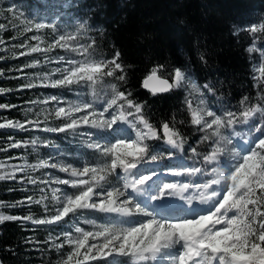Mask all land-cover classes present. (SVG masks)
Returning <instances> with one entry per match:
<instances>
[{"label": "snow or ice", "instance_id": "6c2138e0", "mask_svg": "<svg viewBox=\"0 0 264 264\" xmlns=\"http://www.w3.org/2000/svg\"><path fill=\"white\" fill-rule=\"evenodd\" d=\"M9 11L14 12L15 9L10 8ZM27 24L29 26L24 29L26 32L33 28L36 31L48 27L56 30L55 25L41 22L33 23L29 20ZM80 27L83 29L85 24ZM2 28L4 25L0 23V29ZM247 30L253 34L264 32V24L259 27L253 25ZM31 39L38 43L28 47L27 52L19 53L20 56L47 53L60 47L77 53L82 59L65 60L63 56L58 57L55 62L66 64L65 67H57L51 73H34L33 82L21 85L22 89L43 86L73 91L75 88H86L91 96L90 101L57 107L49 115L54 114L56 119H61L64 123L57 127H44L42 130L52 133L70 131L84 136L83 143L99 153L101 162L83 163L77 167L73 163H52L51 158L41 159L36 164H29L25 160L22 165L12 166L10 171H3L7 166L0 163V180H15L16 173L20 172L25 173L21 182L26 180L30 184H37V178L28 175V171L52 168L68 174L69 179L57 177L51 181L40 180L39 183L51 182L76 189L73 194L63 193L59 188L52 189L54 215L43 219H35L31 215L22 218L0 215V222L23 219L37 225H59L66 222L69 216L82 218L83 210L128 218L119 222L130 225L128 227L111 223L98 225L93 220H85V223L92 225L94 231L74 226L76 235L71 231L63 232L62 243H56L60 236L55 239L50 237L51 244L57 251L65 244L71 248L58 264H89L90 261L97 260H103L105 264H264V103L250 104L248 97H244L241 100V111L236 113L225 110L218 115L208 106L202 98L200 87L185 71L176 68L170 83L169 79L158 75L162 65L154 68L143 82L144 87L153 95L169 92L187 83L201 97L195 108L191 101H187L191 123L205 133L202 141H211L213 145L211 151L202 158L204 165L212 166L210 172L195 166L182 171H170L173 176L202 175L209 176V179L203 183L168 182L159 187L153 179L158 176V172L146 169L144 165L159 163L165 156L154 152L149 141L163 138L170 149L178 151L184 150L186 141L180 131L167 122L162 124L161 137L157 128L145 117L144 105L132 100V94L120 90L117 83L109 82L108 78L119 82L126 80L125 67L118 62L119 52L111 59L92 58L91 49L95 41L87 46L77 45L74 43L76 36L71 34L60 35L46 48L41 47V37L34 35ZM2 43L3 40H0V44ZM13 47H27V42ZM248 51L261 50L253 46ZM261 59L264 61V51H261ZM39 64V60H33L20 71ZM258 73L256 79L264 84V62L260 64ZM57 74L59 78L53 79ZM203 87L214 92V88L208 84ZM4 91L5 89L0 88V93ZM260 100L264 101V95L260 96ZM50 101H55L58 105L62 103L55 95L31 103L47 104ZM8 107L7 104H0V108ZM47 119L48 115L44 122ZM40 124L38 119L24 122L8 120L0 122V129L27 131L26 125L39 128ZM237 124L250 125V131L254 129L260 136L245 139L235 130ZM123 125L132 129L134 138H121L127 137V129ZM82 128L95 129L98 133L114 132L115 142L101 143L99 138H93V132L81 131ZM234 138H238L236 144ZM241 140L243 143L239 142ZM38 142L45 147L52 145V141H40L37 137L30 142L16 141L9 147H27L29 143L35 147ZM191 151L194 157L199 158L200 154L195 148ZM171 156L172 153L169 152L168 158ZM228 157L233 163L229 164L226 159ZM154 186L158 187V194L149 197L152 201H159L166 195L181 194L188 205L199 201L208 207L194 209L193 214L188 216L178 214L185 211L182 205H173L166 210L167 214H162L160 209L164 208L163 205L149 204L147 200L139 199ZM41 192L44 190L41 189ZM185 192L191 194L185 197L182 195ZM47 199L46 195H41L34 202L42 204ZM26 200L33 202V197H26ZM44 211H49L47 204H44ZM134 217L140 219H133Z\"/></svg>", "mask_w": 264, "mask_h": 264}, {"label": "trees", "instance_id": "16d2710c", "mask_svg": "<svg viewBox=\"0 0 264 264\" xmlns=\"http://www.w3.org/2000/svg\"><path fill=\"white\" fill-rule=\"evenodd\" d=\"M8 2L27 17L41 19L63 33L76 36L78 45L87 46L95 41L92 58L111 59L119 52L118 62L125 67L126 80L119 82L108 78L109 82L117 83L120 90L132 94V100L144 105L145 117L161 137L162 124L167 122L185 138L183 151L170 149L163 138L149 141L154 152L165 156L160 169L205 167L202 158L209 151L210 141H202L205 133L191 123L184 87L155 95L142 88L144 78L154 68L162 65L158 73L170 81L174 70L180 68L194 76L201 88L203 83L213 87L214 92L204 89V97L218 115L225 110L241 111L244 97H248L250 104L264 103L260 100L264 95V84L256 79L258 68L264 62L261 59L264 32L253 34L247 30L253 25L264 24V0H1V6ZM3 17L1 11V22ZM81 24H85L83 29ZM3 37L6 44L20 43L12 31L4 32ZM13 46L0 48V88L5 89L0 93V104L9 105L0 108V122L38 119L41 124L39 128L26 125L27 131L0 129V149H4L0 151V163L7 166L3 171H10L12 166L22 165L25 160L36 164L53 143L74 160L96 163L97 153L72 139L70 131L52 133L42 130L47 125L60 126L64 121L51 114L44 122L46 114L40 110V104L31 102L38 101L46 93L64 97L75 93L43 86L22 89L21 85L33 82L34 73H41L43 62L36 53L20 56L19 53L28 51L27 47ZM253 46L261 51L249 52ZM78 57L82 59L80 55ZM33 60H39L40 64L20 71ZM37 133L52 136V145L45 147L38 143L33 147L29 143L27 147H9L16 141L30 142ZM99 139H105L104 135ZM192 148L200 154L199 158L194 157ZM169 152L176 158L168 159ZM45 169L48 168L28 171V175L37 178V184L26 180L21 182L25 173L20 172L16 173L15 180H0V215L21 218L31 215L35 219L54 215L48 199L42 204L34 202L43 195V183L39 181ZM182 178L188 180V175ZM29 196L33 197V202L26 200ZM44 204H47L48 212L44 211ZM94 212L97 214L95 218L108 220L107 214ZM71 218L69 216L59 225H37L23 219L0 222V264H58L71 248L65 244L57 251L50 237L60 236L56 243H62V233L70 229ZM103 262L97 260L89 264Z\"/></svg>", "mask_w": 264, "mask_h": 264}, {"label": "rangeland", "instance_id": "374dc122", "mask_svg": "<svg viewBox=\"0 0 264 264\" xmlns=\"http://www.w3.org/2000/svg\"><path fill=\"white\" fill-rule=\"evenodd\" d=\"M10 8L15 9V11L10 12L9 11ZM1 11H2V14L4 16L2 22H1ZM29 20H31L33 23L41 22V23H45L47 25H52L51 23H46L41 19H34V18L27 17L18 7L12 5L9 2L5 3V4H3V6H1V0H0V23H2L4 25V28L0 29V40H3V43L0 44V48L2 47L4 49L5 47H7V45H9V46L15 45V43H12V42L9 44L4 43V41L6 39H5V37H3V33L8 31V30L12 31L14 33L15 37H17L20 40V43L18 45L24 44L25 42H27V49H28V47L34 46L38 43V41L31 39V37L34 35L42 38L43 43L41 44V47L46 48L49 44L53 43L54 40L56 38H58L60 35L66 34V33L61 32V29H59V28H56V30L53 31V29L51 27L44 28V29H41L39 31H36L33 28L32 31L26 32V31H24V29L29 26L27 24V21H29ZM21 21H24V23H21ZM74 43L77 44L75 41H74ZM36 54L38 57H40L42 59V62H43L41 73H44V72L51 73L57 67H61V68L65 67L66 64H64V63L58 64L55 62L58 59V57H60V56H63L65 58V60H68V59L79 60V59H81L78 57L77 53H74L71 51H66L60 47H56L52 51L47 52V53L37 52ZM49 60H51L52 62H48ZM187 75H188V73H187ZM258 75H259V73H258ZM56 78H59V74H57L56 76H53V79H56ZM191 80L193 81L192 78H191ZM184 85L187 88L186 92H187L188 101H191L193 108L197 107V105L199 104V99L201 97L192 88H190V90H189L187 83H185ZM73 91L75 93L73 96L64 97V96L59 95L58 97L62 101V103H60L59 105L55 101H50L47 104H42V103L38 102V104H40V110L43 111L44 114L49 115L50 113H54V110L57 107H67V105L69 103H78V102H84V101H90L91 100V96H90V94L86 88H75ZM201 93H203L202 90H201ZM50 96H53V95L51 93H46L43 95V97L39 98L38 101H43ZM202 98L205 99L204 94H203ZM205 101H206V99H205ZM52 115H54V114H52ZM242 126H243L242 124H238V126H235V130L237 132H243L244 131L243 132L244 134L247 132L248 135L246 134V136H244L245 138L250 137V139H251L252 137L260 136V133L255 132L254 129H252L250 131V127L248 129H245V128H242ZM45 127H52V125H47ZM115 127L116 126H114V128ZM122 127L127 129V137H121V138H128V137L134 138L135 133L132 131V129L128 128L127 125H123ZM81 131L93 132L95 134L93 137L94 139L100 138L101 135H104V137L106 139H100L101 143H107L109 141L113 142V143L115 142L116 133L111 132V131L98 133V132H94V130H90L87 128H82ZM70 135L72 137H74L72 139H76L81 145L86 147V145L83 143V141L85 140L84 136H81L79 134H73L72 132H70ZM37 137H39L40 141H44V140L51 141V139H52V136H50L48 134H43V133H37L33 139H35ZM237 139L238 138H234V144L237 143ZM241 141H243V140H241ZM38 143H40V142H38ZM212 146L213 145L210 142L209 152L211 151ZM50 158H51L50 162H52V163H56V162L73 163L77 167L81 166L83 163H86L82 159L74 160V158L71 155L61 151L59 149V147L57 146V144H55V143H53V145L50 148V150L48 151V153L46 155H44L43 160H49ZM226 159L228 160L229 164L233 163V161L231 160L230 157H228ZM96 160H97L96 163L101 162V157H100L99 153H97V155H96ZM96 163H94V164H96ZM163 164H164V162L160 161L159 163H149V164L144 165V168L156 170L158 172V176L153 178L155 181V184L158 185L159 187H162L163 183L180 182L179 180L172 179V178H174V176L171 175L170 172H166L165 170L159 168ZM221 166L223 167V161H222ZM170 170L171 171H181V170L176 169V168H172ZM225 171H226V169H225ZM41 173H42L41 174L42 175L41 180L51 181L57 177H59L60 179H69L68 174L60 172L58 169L48 168V169H45L44 171H42ZM194 177H196V176H188V180L193 179ZM200 177H203V176L202 175L197 176V178H200ZM187 182H189V181H187ZM54 188H59V189H61V191L63 193H67V194H73L74 192H76V189H73V188L69 187L68 185L55 184V183H51V182H49L48 184H43L42 189L44 190V192L42 194L46 195L48 197V203L52 205L49 209H50V211H53V213H54L55 204L52 201V189H54ZM149 190L153 191L152 192L153 195L158 194V187L157 186H154V187L150 188ZM142 197H143V200H147L148 203L151 204L150 199L145 198V196H142ZM164 198H162L159 201H162ZM165 210H167V209H165ZM186 212H187V210L179 212L178 214L179 215H185V214L187 215L188 212L187 213ZM99 214H100V212H99ZM95 215H97V214L94 211L83 210L82 218H75V217L71 218L70 224H69L70 229L68 231H71V232H73V235H76L74 232V226H79V227H81L87 231H94L95 229L92 227V225L85 223L84 222L85 220H93L98 225L111 223V224H117V226H123V227L130 226L128 224H120L119 223L120 221L128 219V218L119 217L115 214H107L108 220L102 221V220L95 218ZM133 219L138 220V219H140V217H134ZM65 232H67V231H65ZM103 264H105V262H103Z\"/></svg>", "mask_w": 264, "mask_h": 264}, {"label": "bare ground", "instance_id": "6f19581e", "mask_svg": "<svg viewBox=\"0 0 264 264\" xmlns=\"http://www.w3.org/2000/svg\"><path fill=\"white\" fill-rule=\"evenodd\" d=\"M181 87H184L185 90L187 89L185 85L181 86ZM173 89H177V88H173ZM187 91V90H186ZM187 93V92H186ZM241 143L243 141H240ZM183 196H188L190 195L189 192H185L182 194ZM145 198H147V195L145 194L144 195ZM166 195L165 198H164L162 201H152L151 200V204H154V205H163L164 208L160 209V211L162 212V214H167L166 210L165 209H169L170 206H173V205H176V206H180L182 205L183 206V209L184 210H187V215L190 216L193 214V210H199V209H203L205 208L207 205H204V204H200L199 201H195L192 205H188L186 203V201L184 199L181 198V194H175V195ZM143 199V197H140ZM161 198V199H162ZM173 214H177V213H173ZM182 214V213H181ZM186 215V214H185Z\"/></svg>", "mask_w": 264, "mask_h": 264}, {"label": "water", "instance_id": "95a60500", "mask_svg": "<svg viewBox=\"0 0 264 264\" xmlns=\"http://www.w3.org/2000/svg\"><path fill=\"white\" fill-rule=\"evenodd\" d=\"M158 75H159V73H158ZM161 76V75H160ZM147 77V76H146ZM145 77V78H146ZM162 77V76H161ZM145 78H144V80H145ZM162 78H166V77H162ZM144 80H143V82H144ZM142 82V88L145 90V91H147V92H150V93H152L148 88H145L144 87V83ZM169 82L171 83V81L169 80ZM171 91V90H170ZM165 93H168V92H164V93H157V94H165Z\"/></svg>", "mask_w": 264, "mask_h": 264}]
</instances>
